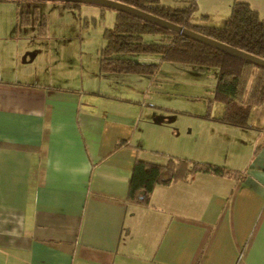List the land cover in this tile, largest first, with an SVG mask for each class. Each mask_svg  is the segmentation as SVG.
<instances>
[{"label": "crops", "instance_id": "obj_1", "mask_svg": "<svg viewBox=\"0 0 264 264\" xmlns=\"http://www.w3.org/2000/svg\"><path fill=\"white\" fill-rule=\"evenodd\" d=\"M245 1L264 19V0ZM5 49L0 39V264H264V120L209 117L180 152V139L152 134L158 107L122 85L140 90L150 74L84 62L70 72L51 52L44 74L8 73ZM157 151L236 174L200 172L157 184L148 203L127 200L136 159L163 162Z\"/></svg>", "mask_w": 264, "mask_h": 264}, {"label": "trees", "instance_id": "obj_2", "mask_svg": "<svg viewBox=\"0 0 264 264\" xmlns=\"http://www.w3.org/2000/svg\"><path fill=\"white\" fill-rule=\"evenodd\" d=\"M116 1L264 58V19L245 0L234 2L228 21L221 26L191 20L197 0H177L176 5L164 4L160 0ZM179 1L186 3L179 5ZM116 10L115 22L105 29L106 43L100 50L99 68L102 75H152L164 61L193 64L201 70L216 68L218 79L214 98L224 105L223 115L217 119L234 126H253L249 121L251 109L254 105L264 104L263 66L129 12ZM22 16V21L29 20L28 12H23ZM126 54L137 55V60ZM158 153L164 157L163 162L136 159L127 200L148 203L150 193L157 184L188 179L200 172L236 174L226 165L179 157L163 151Z\"/></svg>", "mask_w": 264, "mask_h": 264}, {"label": "rangeland", "instance_id": "obj_3", "mask_svg": "<svg viewBox=\"0 0 264 264\" xmlns=\"http://www.w3.org/2000/svg\"><path fill=\"white\" fill-rule=\"evenodd\" d=\"M160 1L170 5L177 3V0ZM199 1L198 9L191 16L193 22L221 26L228 21L231 11L225 13L224 7L229 0H222L223 4L220 0H214V3L212 0ZM185 3L179 1V5ZM26 11L30 16L28 22L21 18ZM116 12L113 7L86 1L0 0V39L6 48V54L1 56L2 67L8 73L26 74L29 71L44 74L45 64L51 55L58 59L59 64L66 65L64 69L68 68L70 72L75 64L82 62L96 67L100 50L106 43L105 29L114 24ZM17 44L18 48L21 45L26 48L25 54L37 50L35 59L25 61L24 54L18 63L15 53ZM126 55L137 60V55ZM150 78L144 76V80H149L147 86L144 80H137L140 90H135L133 85L136 82L128 79L122 81V85L132 87L134 99L158 107L160 124L152 129V134L157 137L161 134L172 136L176 141L180 139L177 151L182 152L190 138L206 135L213 124L208 118L219 117L223 113V103L214 98L218 79L216 68L201 70L193 64L164 61L154 74H150ZM263 120L264 105H254L249 121L262 123ZM177 156L190 158L188 155Z\"/></svg>", "mask_w": 264, "mask_h": 264}, {"label": "water", "instance_id": "obj_4", "mask_svg": "<svg viewBox=\"0 0 264 264\" xmlns=\"http://www.w3.org/2000/svg\"><path fill=\"white\" fill-rule=\"evenodd\" d=\"M66 1H86V2H94L101 4L106 7H113L118 10H123L126 12H129L131 14H134L135 16H138L140 18H143L145 20L151 21L153 23H156L158 25L164 26L166 28H169L170 30L176 31L180 34H183L185 36L194 38L196 40L202 41L206 44H209L213 47H216L218 49L224 50L228 53L234 54L236 56L242 57L244 59H247L257 65L263 66L264 67V58L259 57L257 55L251 54L249 52H246L244 50H241L239 48L233 47L229 44H226L224 42L218 41L214 38H211L209 36H206L202 33H199L195 30H192L190 28H187L185 26L176 24L174 22H171L169 20H166L164 18H161L159 16H156L154 14H151L149 12H146L144 10H141L139 8H136L134 6H131L129 4L116 1V0H66Z\"/></svg>", "mask_w": 264, "mask_h": 264}]
</instances>
